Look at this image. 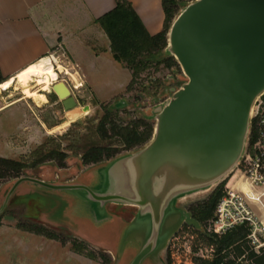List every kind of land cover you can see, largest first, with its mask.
<instances>
[{"label": "water", "instance_id": "water-1", "mask_svg": "<svg viewBox=\"0 0 264 264\" xmlns=\"http://www.w3.org/2000/svg\"><path fill=\"white\" fill-rule=\"evenodd\" d=\"M163 57L176 59L186 82L181 88L165 89L166 96L173 93L171 99L156 106L151 116L143 115L156 122L148 144L92 166L102 172L92 184L79 182L75 172L73 180L67 179L72 173L61 176L67 180L55 182L14 179L0 204V215L25 184L65 193L104 213L109 205L136 208L128 228H142L146 236L141 242L131 240L132 248L119 246L113 252L114 264H123L128 252L134 255L126 264H167L169 246L160 248L159 236L168 212L180 210L183 200L217 187L244 160L252 109L264 95V0L187 3L170 28ZM58 86L53 89L67 115L78 103L71 90L65 86L61 94ZM126 106V101L112 105L118 110ZM79 165L86 168L81 160ZM184 211L189 216L186 224L204 231L192 214ZM95 218L103 224L110 217Z\"/></svg>", "mask_w": 264, "mask_h": 264}, {"label": "rangeland", "instance_id": "rangeland-1", "mask_svg": "<svg viewBox=\"0 0 264 264\" xmlns=\"http://www.w3.org/2000/svg\"><path fill=\"white\" fill-rule=\"evenodd\" d=\"M192 1L185 0L187 3ZM61 55L62 52L55 49L47 57L56 58L58 63L55 65V71L59 75V81L64 82L71 90L72 97L78 103L76 107H89V114L71 122L61 99L52 88L49 91L37 88L36 94L26 97L22 89L15 84L0 94V108L17 103L13 108L0 112V157L31 162L36 159V151L42 146L60 149L69 156L65 169H59L58 163L52 161L28 169L23 177L55 182L76 179L75 172L79 182L92 184L97 176L101 178L102 172L91 167L82 169L79 165L80 154L91 146L107 144L97 134V126L105 114V109L116 105L118 101H126L128 106L119 110V117L123 122L143 115L151 116L156 106L171 99L173 93L166 96L165 89L179 88L178 84L186 82V77L182 70L178 72L163 69L158 73L151 71L150 77L159 81L151 82L152 78L150 80L144 75L134 90L127 93L126 89L131 81L129 70L117 66L115 71L105 68L99 72H88L90 81L86 82L82 79V73L77 74L68 59ZM152 96H158L159 100L153 101ZM137 104L140 108L136 107ZM151 123L155 125L156 122ZM127 153L129 152L121 155ZM240 168L241 165L221 183L225 182L226 186L237 182L236 187L241 186L243 180H240ZM64 173L72 175L62 179ZM12 181L0 182V204L3 203L9 190L8 185ZM215 188L216 186L208 192L183 200L179 204L181 211L172 208L168 212L159 236L160 248L172 243L173 247L177 248L179 257L186 258L199 246L198 257L212 256L208 243L195 235L191 236L186 230L174 240L172 238L189 220L184 208L188 209L191 205L207 199ZM257 190L264 202L261 190ZM5 210L0 226V264H114L115 257L106 249L113 253L122 245L132 248V241L141 242L146 236V231L142 228L133 231L128 228L129 222L137 214L136 208L109 205L104 213L98 207L77 201L65 193L37 190L27 187V184L15 192ZM262 213L264 217V211ZM96 215L100 218L108 215L110 218L101 224L102 222L96 221ZM20 225L43 227L58 240H49L44 236L25 232L20 229ZM207 225L209 229L210 221ZM73 244L85 245L87 251L95 254L97 259L78 254L73 250ZM133 255L134 252H128L123 264L129 262ZM164 255L165 253L162 258Z\"/></svg>", "mask_w": 264, "mask_h": 264}, {"label": "trees", "instance_id": "trees-1", "mask_svg": "<svg viewBox=\"0 0 264 264\" xmlns=\"http://www.w3.org/2000/svg\"><path fill=\"white\" fill-rule=\"evenodd\" d=\"M194 1V0H193ZM165 22L163 30L151 35L132 4L128 0H116V7L99 18L98 23L108 36L111 43V52L116 62L131 72V81L126 92L130 93L143 80L146 75L151 82L159 79L150 77L151 71L158 73L163 69L176 70L181 68L174 57H163L168 46V33L181 11L187 4L185 0H163ZM2 84V82H0ZM183 83H179L181 88ZM162 85V84H161ZM159 85V86H161ZM146 88V87H144ZM158 99V96H152ZM155 125L144 117L123 122L119 117V110L109 106L97 126V134L100 139L107 142L106 145H94L83 151L80 160L85 167H92L108 162L117 156L144 147L154 135ZM69 156L66 152L42 146L36 151V159L29 162L0 157V182L10 181L23 177L28 169L37 168L48 162H56L65 169ZM225 182L217 186L207 199L191 205L187 211L203 227L204 231L185 224L175 235L173 240L183 231L195 235L198 239L208 243L212 249L211 257H198L199 246L187 257H179L176 247L170 243L166 252L167 264H264V250L256 253L247 240L248 230L245 226H239L219 237L208 231L207 223L214 217L215 209L223 195ZM241 186L253 197L254 190L246 183ZM6 210L4 211V213ZM0 215L1 219L4 215ZM25 232L44 236L49 240H58L43 227L20 225ZM73 250L80 255L96 260L95 254L87 251L85 245L73 244Z\"/></svg>", "mask_w": 264, "mask_h": 264}, {"label": "crops", "instance_id": "crops-1", "mask_svg": "<svg viewBox=\"0 0 264 264\" xmlns=\"http://www.w3.org/2000/svg\"><path fill=\"white\" fill-rule=\"evenodd\" d=\"M128 1L151 35L163 30V0ZM115 7L116 0H0V82L17 77L55 49L86 82L88 72L126 69L114 60L110 40L96 23Z\"/></svg>", "mask_w": 264, "mask_h": 264}, {"label": "built area", "instance_id": "built-area-1", "mask_svg": "<svg viewBox=\"0 0 264 264\" xmlns=\"http://www.w3.org/2000/svg\"><path fill=\"white\" fill-rule=\"evenodd\" d=\"M240 169V180L246 182L255 195L251 197L243 187H236L237 182L226 185L208 231L221 237L236 227L245 226L250 247L260 253L264 250V202L256 191L261 190L264 196V95L252 109L250 136Z\"/></svg>", "mask_w": 264, "mask_h": 264}, {"label": "bare ground", "instance_id": "bare-ground-1", "mask_svg": "<svg viewBox=\"0 0 264 264\" xmlns=\"http://www.w3.org/2000/svg\"><path fill=\"white\" fill-rule=\"evenodd\" d=\"M57 60L54 57H44L39 60L34 65L28 67L24 71H22L17 77L3 83L0 86V94L2 91L9 90L15 84L19 88L22 89L23 94L26 97H31L36 94V89L41 88L45 91H49L54 86L59 85L57 90L63 94L65 92L66 84L64 82L59 81V75L55 71V65L57 64ZM68 88V86H66ZM69 89V88H68ZM70 90V89H69ZM54 91V89H53ZM56 91H54L55 93ZM71 92V91H70ZM66 95H62V99L66 98ZM90 112L89 107H75L68 114V120L73 122L74 119L81 117L82 115H88Z\"/></svg>", "mask_w": 264, "mask_h": 264}]
</instances>
